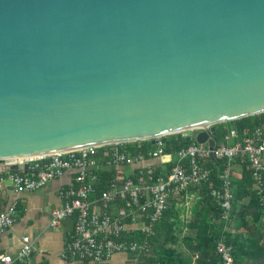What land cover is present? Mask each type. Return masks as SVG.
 <instances>
[{
  "label": "water",
  "instance_id": "1",
  "mask_svg": "<svg viewBox=\"0 0 264 264\" xmlns=\"http://www.w3.org/2000/svg\"><path fill=\"white\" fill-rule=\"evenodd\" d=\"M262 113L264 0H0V159Z\"/></svg>",
  "mask_w": 264,
  "mask_h": 264
},
{
  "label": "built area",
  "instance_id": "2",
  "mask_svg": "<svg viewBox=\"0 0 264 264\" xmlns=\"http://www.w3.org/2000/svg\"><path fill=\"white\" fill-rule=\"evenodd\" d=\"M200 130L204 129H196L195 133ZM142 141L99 143L48 154L4 158L0 159V168L29 166L26 174L10 173L16 193L40 190L50 181L63 178L67 171H76L74 182L59 191L63 206L51 213L52 228L60 227L69 217L74 218L73 233L61 253L62 259L71 264H112L117 253L150 254L153 249L150 238L156 224L171 201L189 188L208 184L220 209V220L227 225L238 211L236 164L243 167L248 161L254 172V188L264 191L262 126L246 129L243 135L238 129H231L212 146L195 141L172 154L171 165L160 171L143 163L170 155L166 152V142L141 151ZM131 146L138 151L133 152ZM213 162H220L223 167L220 185L213 179ZM102 168L113 170V176L98 194L96 185ZM18 206L15 200L0 212V233L14 225ZM136 235L142 239L132 238ZM215 249L221 264H235L233 246L223 237L217 240ZM36 250L35 241L25 235L15 255H0V264H33Z\"/></svg>",
  "mask_w": 264,
  "mask_h": 264
},
{
  "label": "trees",
  "instance_id": "3",
  "mask_svg": "<svg viewBox=\"0 0 264 264\" xmlns=\"http://www.w3.org/2000/svg\"><path fill=\"white\" fill-rule=\"evenodd\" d=\"M258 126L264 127V113L220 123L214 127L217 139L221 141L231 129L236 128L243 135L246 129L253 130ZM195 141L194 137H185L182 133L170 134L166 142V152L175 155L177 150L189 146ZM156 147L157 145L154 144L152 139H147L142 141L139 150L147 151ZM131 149L133 152L138 151L135 146H131ZM237 162L241 164L240 161ZM219 163L213 162L215 164L213 179L217 185H220L219 176L223 169L222 164ZM157 172L159 173V171ZM242 173V178L235 182L236 202L247 198L250 200L242 204L240 210L236 212L235 219L238 221L239 226L247 227L250 217L253 219L254 225L261 223L264 218V191L261 193L254 188L256 181L248 161L243 165ZM99 174L100 181L96 185L98 194L105 190L107 182L113 176V170L102 168L99 170ZM191 193H195L199 198L197 204L192 206L193 218L190 223V227L196 229V233L194 236L180 238L176 228L181 222V208L177 205L178 198ZM178 198V200L173 199L171 201L169 208L154 228L150 238L153 246L152 252L147 255L130 254L135 260V264H221L220 256L215 249L216 242L221 237L224 238L227 244L233 246L235 264H244L246 258L264 256L263 246L254 241L241 240L239 237L222 230V227L218 225L216 221L220 220V209L215 202V198L211 195L208 184L197 189L189 188ZM132 238L142 239V236L136 235ZM180 240L185 241L188 251L180 250L177 247Z\"/></svg>",
  "mask_w": 264,
  "mask_h": 264
},
{
  "label": "crops",
  "instance_id": "4",
  "mask_svg": "<svg viewBox=\"0 0 264 264\" xmlns=\"http://www.w3.org/2000/svg\"><path fill=\"white\" fill-rule=\"evenodd\" d=\"M170 155L149 159V161L143 163V166H151L159 171L163 170V168H167V165H171L170 161L173 155ZM13 171L14 170L0 172V190L9 195L7 206L15 200L19 204L18 215L14 225L8 230L0 233V255H15L22 245V237L28 235L38 246V250L35 251L32 258L33 264H71L62 259L61 253L73 231L66 232V226L64 224L60 227L52 228L51 213L55 208L63 206V201L59 197V191L62 188L70 186L74 182L76 171H67L63 178L50 181L40 190L22 193L15 192L11 181L10 184L7 183L10 173ZM165 171L166 170H164V172ZM242 172L243 167L236 164L234 168L236 181L242 178ZM188 195L192 196V201L190 208L186 209V203H188V199H190ZM181 198H183L182 202H180ZM181 198H178L179 201L177 204L181 208V222L176 227L178 235L180 238L184 236H194L196 229L190 227L193 218L192 206L197 204L199 198L195 193L187 194ZM178 199L176 198V200ZM3 200V198H0L1 202H3ZM249 200L250 199L247 198L243 201H238L236 205L237 210L239 211L242 204L247 203ZM185 216H189L190 219L185 220ZM216 222L222 227V230L239 237L241 240H246V242L254 241L264 247V218L261 223H256V225H254V221L250 217L247 227L239 226L238 221L235 219V215L233 220L227 225L222 220ZM177 247L180 250L188 251L185 241L180 240ZM134 261L135 260H133L128 253H117L113 258L112 264H135ZM244 264H264V256L246 258Z\"/></svg>",
  "mask_w": 264,
  "mask_h": 264
},
{
  "label": "rangeland",
  "instance_id": "5",
  "mask_svg": "<svg viewBox=\"0 0 264 264\" xmlns=\"http://www.w3.org/2000/svg\"><path fill=\"white\" fill-rule=\"evenodd\" d=\"M188 196H190V195H188ZM193 196H194V195H193ZM191 197H192V196H190V199H188L189 202L186 203V209H187V208H190V206H191V201H192ZM179 199H180V198H179ZM182 201H183V198L180 199V202H182ZM184 202H185V201H184ZM187 219H190V217H189V216H185V220H187ZM180 236H181V235H180Z\"/></svg>",
  "mask_w": 264,
  "mask_h": 264
}]
</instances>
